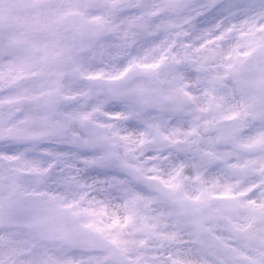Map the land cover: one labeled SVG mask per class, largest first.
Returning <instances> with one entry per match:
<instances>
[{
	"label": "snow or ice",
	"instance_id": "obj_1",
	"mask_svg": "<svg viewBox=\"0 0 264 264\" xmlns=\"http://www.w3.org/2000/svg\"><path fill=\"white\" fill-rule=\"evenodd\" d=\"M0 264H264V0H0Z\"/></svg>",
	"mask_w": 264,
	"mask_h": 264
}]
</instances>
